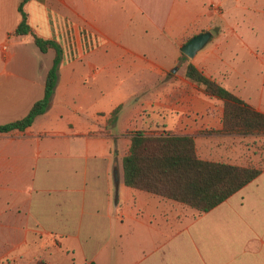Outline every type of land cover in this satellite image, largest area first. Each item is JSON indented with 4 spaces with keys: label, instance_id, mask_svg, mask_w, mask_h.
<instances>
[{
    "label": "crops",
    "instance_id": "0c3cea01",
    "mask_svg": "<svg viewBox=\"0 0 264 264\" xmlns=\"http://www.w3.org/2000/svg\"><path fill=\"white\" fill-rule=\"evenodd\" d=\"M17 5L0 0V125L43 96L54 52L32 35L54 42L60 63L47 111L0 134V264H264V171L185 218L182 205L123 184L133 132L117 131L122 105L102 106L108 80L138 74L157 87L139 113L160 118L139 131L190 136L196 151L201 139L250 136L221 132L222 102L179 73V49L214 30L190 63L264 113V0H29L24 36Z\"/></svg>",
    "mask_w": 264,
    "mask_h": 264
},
{
    "label": "trees",
    "instance_id": "16d2710c",
    "mask_svg": "<svg viewBox=\"0 0 264 264\" xmlns=\"http://www.w3.org/2000/svg\"><path fill=\"white\" fill-rule=\"evenodd\" d=\"M29 0H18L21 21L14 33H31L23 7ZM33 42L40 53L53 50L54 57L47 71L43 96L21 119L0 125V134L24 131L49 108L57 80L60 50L50 41L35 35ZM187 63L184 76L210 98L222 102L224 134H264V113L256 111L243 100L203 75L184 55ZM119 108L110 115L114 122ZM123 184L133 190L173 201L196 211L207 213L252 182L261 170L198 157L194 139L190 136L165 133L148 135L143 131L131 134L128 153L121 161ZM35 264H47L37 261Z\"/></svg>",
    "mask_w": 264,
    "mask_h": 264
},
{
    "label": "rangeland",
    "instance_id": "374dc122",
    "mask_svg": "<svg viewBox=\"0 0 264 264\" xmlns=\"http://www.w3.org/2000/svg\"><path fill=\"white\" fill-rule=\"evenodd\" d=\"M188 59V58H187ZM186 59L181 61V65L186 64ZM181 68L179 73H183ZM140 75L135 74L128 80L125 79L124 84L115 85L116 80H108L103 95V112L108 114L116 106L122 105L120 111V118H118L117 131H139L142 126L151 121H159L156 115L150 114V118H145L140 115V111L144 109L145 103L153 100L157 91L156 88L150 90L145 85L137 83ZM156 78V76H154ZM95 81L87 80V86L91 87L89 92L92 95H97L99 98V91L95 86ZM114 87H118L114 89ZM118 89V90H117ZM91 108H88L90 110ZM107 117V116H106ZM85 118V117H84ZM124 141H119L122 147ZM197 155L204 160L214 162L228 163L243 167H253L264 171V134H250V136H234L231 138H205L198 143ZM264 180V179H262ZM264 184V183H263ZM185 218H195L198 213L190 208L184 207Z\"/></svg>",
    "mask_w": 264,
    "mask_h": 264
},
{
    "label": "water",
    "instance_id": "95a60500",
    "mask_svg": "<svg viewBox=\"0 0 264 264\" xmlns=\"http://www.w3.org/2000/svg\"><path fill=\"white\" fill-rule=\"evenodd\" d=\"M213 35H215L214 30H208L206 32L200 33L188 40L183 46L180 47L179 51L186 58L193 59L196 53L207 44Z\"/></svg>",
    "mask_w": 264,
    "mask_h": 264
},
{
    "label": "built area",
    "instance_id": "2783aa9c",
    "mask_svg": "<svg viewBox=\"0 0 264 264\" xmlns=\"http://www.w3.org/2000/svg\"><path fill=\"white\" fill-rule=\"evenodd\" d=\"M212 7H213L214 9H216L213 5H212Z\"/></svg>",
    "mask_w": 264,
    "mask_h": 264
}]
</instances>
